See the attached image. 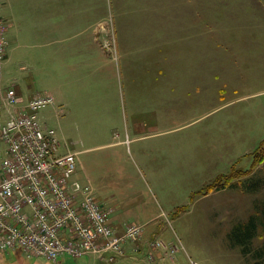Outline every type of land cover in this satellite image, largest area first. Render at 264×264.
Wrapping results in <instances>:
<instances>
[{"label": "rangeland", "instance_id": "obj_1", "mask_svg": "<svg viewBox=\"0 0 264 264\" xmlns=\"http://www.w3.org/2000/svg\"><path fill=\"white\" fill-rule=\"evenodd\" d=\"M131 1L145 3L147 13L134 14ZM131 1L109 0L106 21L93 32L109 60L108 75L92 61L85 80H65L41 55L51 48H20L34 63L36 94L55 100L40 111L41 121L61 133V152L79 151L82 165L91 155L103 157L97 159L103 188L121 203L123 216L145 228L153 213L158 231L148 250L160 241L165 250L181 248L174 258L179 264H264V0ZM3 9L0 22L9 31ZM32 17L43 23L33 14L21 25L29 28ZM72 61L78 64L75 58L66 64ZM109 130V140L94 137ZM76 179L85 182L80 174ZM250 220L254 234L239 241L236 233ZM141 237L127 242L124 253L131 242L137 250ZM121 259L93 253L53 262L9 251L0 264Z\"/></svg>", "mask_w": 264, "mask_h": 264}, {"label": "built area", "instance_id": "obj_2", "mask_svg": "<svg viewBox=\"0 0 264 264\" xmlns=\"http://www.w3.org/2000/svg\"><path fill=\"white\" fill-rule=\"evenodd\" d=\"M8 49L0 22V101L9 110L21 101L15 88L2 86ZM54 102L52 95L37 93L0 127V255L15 251L56 262L99 253L114 262L144 228L129 223L118 232L93 187L76 179L78 154L61 153L56 131L40 119V111ZM154 246L167 248L160 241ZM180 251L166 250L172 257Z\"/></svg>", "mask_w": 264, "mask_h": 264}, {"label": "crops", "instance_id": "obj_3", "mask_svg": "<svg viewBox=\"0 0 264 264\" xmlns=\"http://www.w3.org/2000/svg\"><path fill=\"white\" fill-rule=\"evenodd\" d=\"M124 1L125 0H116L121 6ZM1 2L4 6L2 7L1 5V11L2 8H4V13L8 17L10 24L8 28L9 31H6L9 49L4 66L2 86L3 89L15 88L20 97L21 105L16 109L8 110L0 101V127L7 122L10 112L14 110H23L28 100L34 97L36 92H38L36 89L32 88L31 81L32 79L34 83V76L32 74V66L34 63L29 62V53L19 52L22 47L51 48V51L50 49L48 50L49 53L42 52L41 55L42 57L51 58V63L53 64L52 70L56 73H60L65 80L68 78L72 81L75 77L85 80L84 77L87 75L88 64L92 61L96 63L97 72L104 76L110 73L111 67L109 60H107L108 58L102 55L100 49L97 48L99 47L97 40L93 39V32L100 27L102 22L106 21L103 15L105 5L109 0L104 4L103 0H0V3ZM142 4L145 3H134L131 1V5L129 6L132 12L137 15L146 12L141 9ZM262 4L264 5V1H262ZM33 14L42 16L43 23H37L35 21L36 19L32 17L31 26H29V28L23 27L20 21L24 19L27 20L28 17ZM39 40H42L43 44H41ZM93 49H96L99 55H92L89 53V51L92 52ZM72 58H75L76 62H78L77 65L75 61L66 64ZM26 69L28 70L26 71ZM72 71H79V76L72 75ZM28 77H30V80ZM56 93L59 100L65 98L62 91L59 90ZM59 123L62 129L67 127L61 114ZM62 133L68 136L67 129H63ZM60 136L61 133L59 138ZM94 137L103 138L104 140L112 138L110 130L107 131L106 135L94 134ZM111 144L114 145L113 142H111ZM84 150L87 151V149ZM68 152L62 151L61 153L65 154ZM73 153L79 154V151ZM99 158L104 160L102 156L96 157L91 155L85 159L84 165L78 160L77 176L80 174L84 178V181L93 187L102 201L110 222L114 228L121 233L123 231V223L136 222L123 216L124 212H122L121 203H116V201L113 200L114 194L106 191L105 188L107 187L103 188V183L106 179L102 176V168H99V162L97 160ZM97 174H100L101 178L98 179ZM99 184L102 185L100 186ZM131 191L132 189L126 190L128 194H131ZM142 209L145 210L146 213L148 212L147 208ZM151 216H153V213L147 217L148 221L147 224H144L146 225L144 233L136 244L138 245L136 248L137 250L133 249L135 246L134 242L128 243L125 253L123 257H121L122 259L120 258L123 264H179L174 260L175 257L167 254L166 250L157 248L148 250L146 247V242L149 241L154 234L157 236L156 232L158 231L155 224L157 223L156 220L154 218L149 219ZM147 225L150 226L147 227ZM15 254L17 256H25L22 252H15ZM30 260H32V258ZM46 264L51 263L48 262Z\"/></svg>", "mask_w": 264, "mask_h": 264}, {"label": "trees", "instance_id": "obj_4", "mask_svg": "<svg viewBox=\"0 0 264 264\" xmlns=\"http://www.w3.org/2000/svg\"><path fill=\"white\" fill-rule=\"evenodd\" d=\"M217 185L214 183L212 184V186H210V188H216ZM255 225V221L254 220H250L248 225L243 228L242 230H240L239 232L236 233V238L239 240V241H244L248 238L249 240V237L254 234L255 232V228H254Z\"/></svg>", "mask_w": 264, "mask_h": 264}, {"label": "bare ground", "instance_id": "obj_5", "mask_svg": "<svg viewBox=\"0 0 264 264\" xmlns=\"http://www.w3.org/2000/svg\"><path fill=\"white\" fill-rule=\"evenodd\" d=\"M69 153V152H68ZM96 256V255H95ZM98 256V255H97ZM65 257V256H64Z\"/></svg>", "mask_w": 264, "mask_h": 264}]
</instances>
